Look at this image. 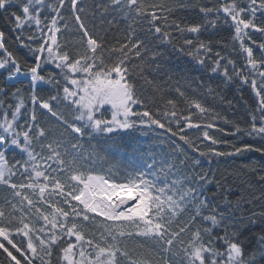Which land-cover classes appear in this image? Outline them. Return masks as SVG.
<instances>
[{
	"label": "snow or ice",
	"instance_id": "1",
	"mask_svg": "<svg viewBox=\"0 0 264 264\" xmlns=\"http://www.w3.org/2000/svg\"><path fill=\"white\" fill-rule=\"evenodd\" d=\"M84 4L85 0H0V12L10 17L14 30L34 28L27 37L29 44L17 37L34 55V64L23 72L0 31V69L7 72L9 84L27 79L31 104L29 111L21 87L11 93L14 103L4 107L0 100V188L8 192L0 198L4 256L0 264H53L54 253L57 264H174L169 257L175 256L181 257V264H264V234L251 251L246 250L236 231L244 219L237 216L240 200H230L232 193L214 175L196 172L200 160L189 169L187 156L158 160L147 152L130 160L131 170L122 177L111 169L101 174L93 165L105 157L91 143L104 137L115 144L114 137L159 129L202 157L264 155V147L250 143L232 144L227 152L216 147L201 151L186 130L203 128V140L215 146L221 141L208 130L216 128L219 119L231 122L199 99L189 98L180 87L175 91L187 104L188 115L178 110L176 100H164L162 95V105L152 110L137 86L139 78L154 92H162L149 74L164 68L173 53L190 57L200 69L219 73L225 85L236 79L250 85L255 112L246 127L234 124L226 135L264 140V42L257 43L250 34L264 35V24L257 23L258 14L264 16V0H218L210 7L200 6L203 19L191 23L172 18L177 7L185 6L167 0H94L91 9ZM89 10L101 18L119 13L126 28L108 42L82 18ZM70 22L78 39L62 42L63 33L72 31ZM220 27L232 30L231 40L244 56L242 67L214 51L221 41L212 36ZM193 82V92L203 89L223 101L211 84L202 79ZM45 88L48 94H38ZM0 93L7 95V88ZM105 111H110V118L104 117ZM194 115L211 119L194 122ZM84 141L89 142L87 148ZM137 151L133 148V153ZM9 152L22 159L10 163ZM175 153L183 154L179 144ZM213 183L218 190L209 195L207 188ZM259 215L264 218V213ZM250 222L255 220L250 217ZM130 239L150 242L151 248L130 251L124 243Z\"/></svg>",
	"mask_w": 264,
	"mask_h": 264
},
{
	"label": "trees",
	"instance_id": "2",
	"mask_svg": "<svg viewBox=\"0 0 264 264\" xmlns=\"http://www.w3.org/2000/svg\"><path fill=\"white\" fill-rule=\"evenodd\" d=\"M47 2L53 3L54 0H47ZM167 2L173 5H184L185 7H177L172 14V18L180 20L181 22L191 23L199 22L203 19L202 15L199 13L200 6L210 7L218 3V0H167ZM93 3L94 0H85V4L82 6L91 9ZM45 14L47 15V13ZM63 14L67 17L70 15V12L66 8ZM43 18L44 17H42V19ZM82 18H85V22L90 29L94 28L96 35L103 37L108 42H114V38L120 36L126 28V23L121 18V14L116 12H110L101 18L99 14L93 17L91 10H89L86 15L82 14ZM109 21L112 23L109 24ZM257 23L264 24V16H259L258 14ZM69 27L72 31L63 33L61 37L62 42H71L78 39V34L74 30V24L70 22ZM0 31L5 33V46L21 64L22 72L32 66L34 64L33 53L29 48L24 47L17 37L20 36L25 44H29L30 42L27 37L32 34L34 28L30 29L25 27L22 32L14 30L10 17L4 12H0ZM250 34L252 35V39L256 40L257 43L264 42V35L260 33ZM231 36L232 30L230 28H218L212 38L214 41H221V44L218 45L214 51L218 50L222 55H227L236 62L237 68H240L245 63L244 56L239 51L238 43L231 40ZM177 43H179V39ZM225 44L227 47L223 46ZM31 46L36 47L37 45L32 43ZM69 50H72L71 43H69ZM254 53L259 58L260 51L258 48L254 47ZM2 56L3 52L0 51V57ZM210 66L209 62L208 67ZM50 67L51 66L46 67L44 72L47 73ZM245 74H247V72H245ZM169 75H171V80L168 79ZM6 78L7 72L4 69H0V89L7 88V95L0 93V100L4 101V107L14 103L11 93L16 87H21L27 110L30 111L31 104L27 100V95L30 91L27 86L28 81L20 80L15 85H12L7 82ZM149 78L155 80L157 84L160 85L162 92H154L152 86L144 85L139 78H137V86L140 94L148 102V107L152 110L162 105L163 100L160 99L162 95L164 100H176L178 110H182L183 115H188L187 104L175 91L177 87H180L181 90L186 91V95L189 98L199 99L206 107L212 109L214 113H218L221 117H225L231 122L225 123L223 119H219L216 121L217 127L208 130L210 136L221 141L220 144L215 146L212 145L210 141L203 140V128L200 130H186L185 134L195 140L201 151H208L210 147H216L217 151L227 152L231 151L230 145L236 144L239 146L242 143H250L256 147H264V140L257 137L226 135V133H230L234 130V124L246 127L249 123L250 115L255 112L256 100L250 85H242L238 79L232 84L225 85L219 73L211 74L207 71V67L200 69L190 57L175 53L169 56V62L164 68L159 72L150 73ZM198 79H202L206 83L211 84L213 88H216L223 97V101L207 95L203 89H197L193 92L191 89L196 88V84L193 81ZM48 92V88L43 89V91L38 89V94L46 95ZM63 110L66 115H70L68 109L65 108ZM135 110L140 111L142 109L136 108ZM194 111L195 110H193V112ZM104 117H109L108 111L104 112ZM210 119V116L201 117L199 115H194V122L206 123ZM20 123H24V116H21ZM217 129H224V131L221 132ZM114 139L115 144L113 140L104 137L99 138V140L91 141L93 145L97 146L100 154L105 157L104 159L97 158L95 160V164L93 165L95 171L104 174L111 169L113 173L122 177L125 170H131L129 167L130 160H134L137 155L147 152L156 154L158 160L179 159L183 158V156H187L189 158V169H191L193 161L200 160L201 163L199 167L195 168V171H207L210 177L214 175L215 180L220 181L224 189L232 193V195L229 196L230 200H240L241 207L237 210V216H243L244 219L239 222L236 231L241 233L240 240L246 245V250L251 251L257 245V237L264 234V218L259 215L260 213H264V180L260 179V176H264V155L259 152H247L239 156L202 157L198 152H194L180 141L178 137L169 138L163 130L159 129L155 131L150 129H143L142 131L137 130L131 134L114 137ZM225 141L227 144L224 143ZM83 143L87 148L89 142L84 141ZM176 144H179L183 149V154L179 157H177L175 153ZM133 148L138 149L137 153H133ZM7 155L10 163L22 159L18 153L9 152ZM144 158H146V156ZM185 171H187V169ZM217 190V185L215 183L209 185L207 188L209 195L217 193ZM6 195H8L7 190L0 188V198ZM219 202L220 201L217 200L214 201L213 204ZM253 213L257 215L252 217ZM250 217L255 220V223L250 222ZM198 226H200V222H198ZM216 231H220V229ZM15 239L19 242L18 237ZM124 243L130 251L135 252H141L151 248L150 242H145L143 240L130 239ZM217 247H219V245H217ZM169 258L174 260V264H181L180 256ZM3 259V253L0 252V260ZM53 264H57L56 253L53 255Z\"/></svg>",
	"mask_w": 264,
	"mask_h": 264
},
{
	"label": "rangeland",
	"instance_id": "3",
	"mask_svg": "<svg viewBox=\"0 0 264 264\" xmlns=\"http://www.w3.org/2000/svg\"><path fill=\"white\" fill-rule=\"evenodd\" d=\"M109 112V117L108 118H110V111H108Z\"/></svg>",
	"mask_w": 264,
	"mask_h": 264
},
{
	"label": "built area",
	"instance_id": "4",
	"mask_svg": "<svg viewBox=\"0 0 264 264\" xmlns=\"http://www.w3.org/2000/svg\"><path fill=\"white\" fill-rule=\"evenodd\" d=\"M20 79H25L24 77H21Z\"/></svg>",
	"mask_w": 264,
	"mask_h": 264
}]
</instances>
